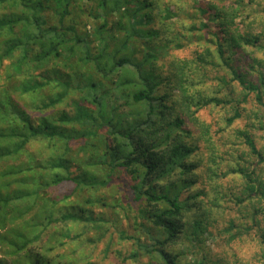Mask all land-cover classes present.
<instances>
[{"label":"trees","instance_id":"1","mask_svg":"<svg viewBox=\"0 0 264 264\" xmlns=\"http://www.w3.org/2000/svg\"><path fill=\"white\" fill-rule=\"evenodd\" d=\"M71 1L0 0V9L12 10L0 16V66L6 60H13L17 54L13 71L7 76V81L14 83V87L12 90L2 87L0 91V164L3 163L0 166V249L4 256L12 258L10 262L0 259V264H75L76 260L64 252L50 259L42 252L36 256L32 250L39 245L50 254L55 251V247L50 245L54 239L60 247L68 246L73 240H81L83 235L72 237L66 230L70 223L82 224L84 231L93 228L100 239L112 226H109L104 212L96 214L92 210L101 200L88 198L81 206L69 197H53L50 189L71 182L83 198L86 191L109 188L116 174L123 173L129 177L132 202L138 207L134 217L137 225L135 235L119 233L122 239L133 241L134 250L127 260L146 258L149 260L147 264H178L185 256L183 252L174 250L180 239H187L192 245L204 249L213 233L206 215L199 213V203L196 202L205 192L182 197L184 192L192 191L199 183L196 171L200 165L196 158L202 148L188 141L195 132L186 129L187 123L179 115L172 118L173 111L176 106L184 105L194 128L203 138H208L209 127L206 126L204 131V125L196 114L203 107L224 102L189 94L195 85H191V74L185 75L188 67L175 64L178 74L164 77L153 67L143 69L141 63L132 60L133 53L128 54L129 43L135 35L151 39L159 35L154 30L143 28L138 33L134 28L154 21L152 0H91L98 5L99 11L106 13V19L117 15L120 30L128 31L121 45L112 50L108 36L98 31L100 49L95 55L77 28L66 25ZM228 5L227 0H213L205 5L193 0V6L204 17L202 28L198 30L199 39L209 45L206 54L197 55L200 66L197 62L195 65L204 79L207 67L212 70L227 67L248 91L245 97L255 93L256 100L262 103L264 76L261 75V81L256 85L248 83L245 76L233 70L234 56L245 45L257 42L235 35L240 2L235 0L231 6ZM14 9L17 12H13ZM79 43L85 44L80 63L93 65L92 72L81 76L82 84L73 86L69 74L45 72L53 60L58 61L65 55L74 57ZM151 54L145 56L143 65L150 64L153 56L156 59ZM196 71L199 70L194 69L192 73ZM19 76L23 80L15 82ZM53 81H57L62 90L43 98L44 91ZM221 81L225 83L226 79L221 78ZM166 83H170L173 90L160 94L159 88ZM177 89L180 95L174 93ZM71 90L80 94V100L73 103L75 114L54 110L58 103L70 98ZM13 92L28 95L31 99L35 97L34 107L30 110L38 119L33 121L27 110L18 105ZM112 92L124 100L129 108L127 113H118L115 97V106L108 109L106 100ZM50 110L55 114L48 116L46 113ZM238 112L239 109L230 122L240 117ZM239 135L251 155L264 164V155L251 134L242 131ZM37 139H48L51 147L61 143V152L64 148L66 151L64 154L57 151L59 153L55 155L52 151L51 157L43 163L31 156L18 163ZM76 141L85 143L78 154L69 155V144ZM82 151L86 155L83 161H78ZM53 167L65 170L67 175H50L49 169ZM72 168L78 173L71 172ZM232 174L241 175L245 180L237 196L239 204L252 200L254 196L264 201V182L258 181L257 172L250 173L238 167L232 170ZM215 176L220 178L218 174ZM252 221L256 226L257 215ZM249 229L246 226L244 231L249 232ZM259 231L264 237L262 229ZM87 240L92 242V239ZM107 249L110 252L111 248ZM211 261L205 255L200 264H216ZM83 264L94 262L87 259Z\"/></svg>","mask_w":264,"mask_h":264},{"label":"rangeland","instance_id":"2","mask_svg":"<svg viewBox=\"0 0 264 264\" xmlns=\"http://www.w3.org/2000/svg\"><path fill=\"white\" fill-rule=\"evenodd\" d=\"M152 1L154 21L145 26L135 25L134 28L138 33L143 28L144 30H154L159 35L153 39L140 34L135 35L129 43L128 54L133 53L132 60L141 63L143 69L153 67L156 73L162 74L164 77L174 73L178 74L175 64L188 67L185 75L191 74L189 75L192 76L191 85H195L189 90V94L197 97L216 98L224 102L221 105L211 104L203 107L196 114L198 121L204 125V131H206V126L209 127L210 136L208 138H203L200 132L194 128L190 117H188L189 112L186 107H183L184 105L176 106L173 111L172 118L179 115L186 121V129L194 130V135L188 138V141L197 143L202 148L196 158L200 165L196 171L199 183L193 187L192 191L184 192L182 197L187 198L194 193L205 192V195H201L196 202L199 203V213L206 215V219L210 223V231L213 233V236L208 238L204 249L195 246L196 244L192 245L187 239H180L174 250L176 253L183 252L185 256L178 264H200L205 255H208L211 262L216 264H264V237L259 231L262 229L264 232V201L258 200L254 196L252 200L248 199L245 203L239 204L237 196L240 195L245 180L241 175L232 174V170L235 168H244L250 173L257 172L258 181L264 182V164H260L257 158L251 155L243 138L239 135L242 131L249 132L255 140L258 150L264 155V96L262 103L256 100L255 93L245 97L248 91L244 90L243 86L234 78L232 71L225 66L213 70L207 67V77L206 79L202 77L203 74L200 73L201 71L195 63L197 55L199 53L206 54L205 50L209 45L199 39L198 30L202 28L204 17L193 6V0ZM211 1L213 0H197L203 5ZM234 1L227 0V3L230 4L228 6H231ZM237 1L240 2L238 6L240 17L237 20L238 27L234 33L253 39L257 44L245 45L234 56L232 67L234 71L245 76L248 83L259 85L261 75L264 76V0ZM3 10L0 9V16L5 12H12L11 9ZM69 11L70 15L66 20V25H73L77 28L78 34L85 40V44L87 43L91 47L93 55L98 54L100 49V42L97 38L98 31H103L108 36L111 50L121 45L128 35V31L120 30L117 15H110L106 19V15H104L106 13L102 10L99 11L98 5L91 0H72ZM13 12L17 11L14 9ZM124 25L128 26L126 20H124ZM102 26L105 28L102 29ZM85 44L77 45L74 57L65 55L58 61L50 62L44 69L45 72L69 74L73 86L78 83L82 84L81 76L93 70L92 63L82 65L79 60L83 56L81 51ZM148 53L154 54L156 59L153 56L150 64L143 65ZM16 56L11 61L6 60L3 66H0V91L3 90L2 87H7L9 90L14 87V83L7 81V76L13 71V62L17 60ZM185 62L187 65H184ZM198 63L196 64L199 65L200 63ZM191 68L192 71H190ZM194 69L199 71L193 74ZM221 78L226 79L225 83H222ZM22 80L23 78L19 76L16 77L15 82ZM169 84L166 83L159 88L160 94L173 90ZM15 85L17 84L15 83ZM61 90L62 87L59 83L53 81L44 91L43 98L54 96ZM262 91L264 92V88ZM174 93L180 95L178 89ZM13 96L18 105L27 110L33 121L38 119L36 113L30 110L34 107L35 97L31 99L30 96H24L18 92H13ZM114 97L117 101L116 104L113 102ZM120 98L119 95L112 92L109 99L106 100L109 104L108 109H112L116 105L119 114L127 113L129 108ZM74 100H80V94L78 91L71 90L70 98L64 103H58L54 110L74 115ZM237 109H239L240 117L230 122V119L236 115ZM46 114L54 115L55 111L50 110ZM94 141L92 142L94 143ZM84 143V141L70 143L69 155L75 156L76 152L78 154ZM61 148V143L51 147L48 139L34 140L18 163L27 161L30 156L37 162L43 163L51 157L52 151L55 155V153H59L57 151L61 152ZM64 151H66L65 148L61 153L64 154ZM85 155L86 152L82 151L78 161H83ZM71 172L75 174L78 173V170L72 168ZM48 173L60 177L67 175L65 170L58 169V167L49 169ZM215 174H218L220 178ZM224 174L225 177H223ZM79 193V191H75V186L71 182H64L50 189V194L53 197L60 199L69 197L70 200L77 201L76 204L79 203L81 206L83 201L88 198L101 200L98 206L93 207L92 210L96 214L104 212L112 229L100 239L99 234L93 228L84 231L82 224L70 223L66 230L71 232L70 236L72 237L83 235L81 240H73L69 242L68 246L60 247L57 239H54L50 244L55 247L53 253L48 254L47 250L39 245H36V249H33L32 252L36 256L42 252L47 254L50 259L64 252L76 260L75 264H83L87 259H92L94 264H147L149 260L146 258L127 260L129 254L134 250L133 241L119 237V233L122 232L126 236H134L135 230H137L134 217L138 207L132 202L128 175L125 173L116 174L109 188L86 191L83 198L79 196ZM217 198L218 201H216ZM111 204L112 206L108 208ZM116 206L120 208L115 209ZM255 215H257L256 226L252 221ZM246 226L250 227L249 232L244 231ZM239 232L243 234H239ZM87 239H92V242L90 243ZM109 247L111 248L110 252L107 249ZM0 259L9 262L12 260V258L4 256L1 249Z\"/></svg>","mask_w":264,"mask_h":264}]
</instances>
